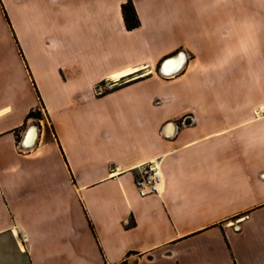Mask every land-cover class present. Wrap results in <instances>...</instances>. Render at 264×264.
<instances>
[{
    "label": "crops",
    "instance_id": "1",
    "mask_svg": "<svg viewBox=\"0 0 264 264\" xmlns=\"http://www.w3.org/2000/svg\"><path fill=\"white\" fill-rule=\"evenodd\" d=\"M127 1L0 0V264H264V0Z\"/></svg>",
    "mask_w": 264,
    "mask_h": 264
},
{
    "label": "built area",
    "instance_id": "2",
    "mask_svg": "<svg viewBox=\"0 0 264 264\" xmlns=\"http://www.w3.org/2000/svg\"><path fill=\"white\" fill-rule=\"evenodd\" d=\"M161 182V175L155 162H148L137 167L135 186L140 196L156 193ZM234 230H239V225H233Z\"/></svg>",
    "mask_w": 264,
    "mask_h": 264
},
{
    "label": "bare ground",
    "instance_id": "3",
    "mask_svg": "<svg viewBox=\"0 0 264 264\" xmlns=\"http://www.w3.org/2000/svg\"><path fill=\"white\" fill-rule=\"evenodd\" d=\"M177 59L175 58H169V59H166L160 66L161 68V71L165 74H174L177 73L178 71H180L184 64L187 62V55L185 54V52H181L179 55L177 54L176 56ZM175 59V60H174ZM130 71V70H129ZM128 71H125V72H121V73H118L116 75L113 76V78L117 79V78H120L122 76H124L125 74H127ZM144 73V72H142ZM261 111H258L257 113H260ZM167 134L169 135H172L175 131V126L174 124H170L167 129ZM29 134H32V145H34L36 143V140H37V137H38V127H35V126H32L30 131H29Z\"/></svg>",
    "mask_w": 264,
    "mask_h": 264
},
{
    "label": "trees",
    "instance_id": "4",
    "mask_svg": "<svg viewBox=\"0 0 264 264\" xmlns=\"http://www.w3.org/2000/svg\"><path fill=\"white\" fill-rule=\"evenodd\" d=\"M121 11H122V16L125 22V26L128 29H133L139 25V20L137 18L136 12L130 0L122 4ZM34 113L35 112H31V115Z\"/></svg>",
    "mask_w": 264,
    "mask_h": 264
},
{
    "label": "rangeland",
    "instance_id": "5",
    "mask_svg": "<svg viewBox=\"0 0 264 264\" xmlns=\"http://www.w3.org/2000/svg\"><path fill=\"white\" fill-rule=\"evenodd\" d=\"M234 1H237V0H234ZM241 3H239V1H238V3L239 4H243V3H246V4H252L251 2V0H241L240 1ZM259 3H262V2H259ZM251 10V9H250ZM239 13H240V11H239ZM227 17V14L226 13H224V18H226ZM19 48L20 49H22V46L21 45H19ZM106 89H104V87H98V88H96V90H95V92L97 93V94H101V93H103L104 91H105ZM36 114V116H39V117H41L42 119H45V117H44V112H43V109H42V107H40L39 106V110H37V112L35 113ZM45 130L47 131V132H49L50 133V127H49V125H48V123L46 122L45 123ZM166 133H167V131H166ZM51 134V133H50ZM42 137H43V129H42Z\"/></svg>",
    "mask_w": 264,
    "mask_h": 264
},
{
    "label": "water",
    "instance_id": "6",
    "mask_svg": "<svg viewBox=\"0 0 264 264\" xmlns=\"http://www.w3.org/2000/svg\"><path fill=\"white\" fill-rule=\"evenodd\" d=\"M181 52H182V51L178 52L177 54L179 55ZM158 73H160V74H162V75H167V74H165V73H163V72L161 71V68H160V67H159V69H158ZM174 74H175V72H174ZM168 75H172V74H168Z\"/></svg>",
    "mask_w": 264,
    "mask_h": 264
}]
</instances>
